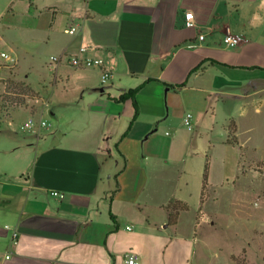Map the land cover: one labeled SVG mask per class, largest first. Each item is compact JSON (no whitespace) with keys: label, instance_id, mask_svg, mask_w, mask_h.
I'll use <instances>...</instances> for the list:
<instances>
[{"label":"crops","instance_id":"crops-1","mask_svg":"<svg viewBox=\"0 0 264 264\" xmlns=\"http://www.w3.org/2000/svg\"><path fill=\"white\" fill-rule=\"evenodd\" d=\"M2 1L12 18L1 38L18 11L45 36L22 54L41 58L46 94L29 81L34 64L22 68L19 53L15 63L39 92L27 97L38 111L26 100L6 115L24 109L46 124L25 129L17 173L0 170V264H125L130 250L142 264H194L199 235L184 216L200 208L206 165L211 185L230 183L240 165L223 122L235 119L239 138V112L264 104V0ZM228 30L245 40L226 47ZM82 46L105 60L106 81L100 67L69 63ZM172 198L189 205L174 223Z\"/></svg>","mask_w":264,"mask_h":264},{"label":"rangeland","instance_id":"rangeland-1","mask_svg":"<svg viewBox=\"0 0 264 264\" xmlns=\"http://www.w3.org/2000/svg\"><path fill=\"white\" fill-rule=\"evenodd\" d=\"M3 2L0 0L1 24L12 18ZM23 6L20 4L19 8ZM30 19L32 17L18 11L11 32L1 25L3 38L0 37V48L5 47L11 52L9 49L13 47L16 53H11L15 56L20 54L22 68L31 61L34 68L29 81L46 94L39 84L41 58L35 56L29 59V55L22 54L23 44L36 46L45 40L43 30L29 28L33 27L29 25ZM22 55L26 58L22 59ZM0 66L5 70L0 75V170L13 174L24 164L26 143L31 140L29 130L23 128L29 112L21 109L16 114L12 110V116L6 115L10 106L1 103L2 97L12 89V80L17 82L22 78V74L19 75L22 70L19 64L11 67L1 56ZM27 97V108L35 113L38 111V99ZM233 109L236 108L231 105L227 110ZM225 114L222 111V117ZM237 117L242 143L236 136V120L229 118L223 122L230 130L229 138L236 137L244 152L236 178L224 185L209 184L200 208L196 205V209L184 216V220L188 221L195 218L196 233L199 235L194 264H264V104L259 111L249 108L245 113L239 112ZM233 127L235 132H231Z\"/></svg>","mask_w":264,"mask_h":264},{"label":"built area","instance_id":"built-area-1","mask_svg":"<svg viewBox=\"0 0 264 264\" xmlns=\"http://www.w3.org/2000/svg\"><path fill=\"white\" fill-rule=\"evenodd\" d=\"M186 21L188 24H194L195 23V14L192 9L186 10ZM81 25L77 21H72L69 26L66 28V31L70 34H75L79 29ZM200 38H204V34H200ZM245 40L244 34L241 33H235L230 30H228L223 37V43L228 48H235L238 46L242 41ZM87 49L86 46H82L80 48L79 53L70 54L67 56V60L69 63L73 66L78 67H100L102 70V80L106 81L110 75V70L105 66V60L102 57L98 56H84L82 53ZM1 57L6 59V61L10 65H14L17 62V57L12 54L11 52L7 50H1L0 51ZM51 59L53 61H57L60 59V56L58 55H52ZM46 124V120L44 119H37L34 116H31L24 124V129H33L38 126H43ZM184 124L188 126L189 128L193 127V112L188 111L186 112L184 116ZM52 194L54 195H60L61 197L64 196V194H59V192L52 191ZM14 235L17 236L18 232L15 231ZM125 264H142L140 256L135 251H127L125 253L124 257Z\"/></svg>","mask_w":264,"mask_h":264},{"label":"trees","instance_id":"trees-1","mask_svg":"<svg viewBox=\"0 0 264 264\" xmlns=\"http://www.w3.org/2000/svg\"><path fill=\"white\" fill-rule=\"evenodd\" d=\"M12 83H13V86H11V88H12V89H10L11 92L10 91H9V93L7 92L2 97L3 100L1 101L2 103L4 102L7 107L10 106L12 108L13 106H17V105H19V106L25 105L27 95H28V97H37L39 95V92L37 90H35L31 84L26 83L25 81H19L18 80L17 82H15L14 80H12ZM135 91H136V89H131L128 92L117 97L116 99L124 100V99L130 97L131 95L133 96ZM233 131L234 132L236 131L235 127L232 128L231 132H233ZM228 141L230 143L235 144L240 149L241 157H242L244 152H243L242 145L239 143L238 139L236 137H234L233 139H230L228 137ZM208 172H209V163H207L206 169L204 172L203 190H202V199H201L202 201H203L204 191L207 188V186L210 184ZM169 205L172 208V210L170 212V221L172 223H174L178 220L179 213L181 210L189 209V205L186 202L179 200L177 198H172Z\"/></svg>","mask_w":264,"mask_h":264}]
</instances>
